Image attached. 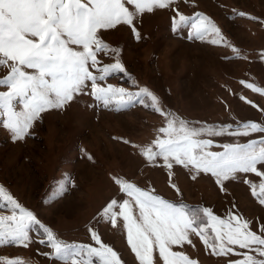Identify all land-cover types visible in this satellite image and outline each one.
Segmentation results:
<instances>
[{"label":"rangeland","instance_id":"rangeland-1","mask_svg":"<svg viewBox=\"0 0 264 264\" xmlns=\"http://www.w3.org/2000/svg\"><path fill=\"white\" fill-rule=\"evenodd\" d=\"M177 10L187 17L203 13L220 28L225 40L211 43L212 35L201 40L190 26L174 30ZM134 24L139 39L127 25L101 30L105 42L121 49L124 65L123 71L111 72L101 86L112 84L133 92L147 87L165 109L194 128L215 126L219 130L230 125L235 131L242 122L264 123V94L246 86L254 83L264 89V0H177L169 8L143 14ZM97 58L99 67L115 63L112 53H100ZM8 71L0 70V78ZM7 90L0 86V91ZM91 91L89 82L63 109L42 113L23 140L14 141L3 127L6 117H0V184L61 240L98 247L91 228L124 264H138L127 243L122 217H117L116 227L101 219L112 199H128L115 178L173 203L209 208L221 218L242 217L250 222V231L262 234L264 204L253 196L250 183L259 184L264 177L238 173L221 186L210 173L193 179L182 165L173 163L169 170L161 157L150 162L137 146L150 145L158 135L164 138L158 129L166 126L165 118L146 106L150 99L117 110L115 104L106 108ZM202 138L213 142L211 151H223L224 144L258 141L264 133L239 136L226 131ZM258 170L264 171V165H258ZM10 207L0 199V215H11ZM30 236L33 242L27 247L0 244V258L63 264L54 258L50 246L39 242L44 239L42 229L34 227ZM191 240V245L173 246V250L184 252L198 264H230L249 252L234 246V253L215 255L199 236L192 235ZM154 260L162 264L157 251ZM93 264H98V258H93Z\"/></svg>","mask_w":264,"mask_h":264},{"label":"snow or ice","instance_id":"snow-or-ice-1","mask_svg":"<svg viewBox=\"0 0 264 264\" xmlns=\"http://www.w3.org/2000/svg\"><path fill=\"white\" fill-rule=\"evenodd\" d=\"M176 2L0 0V70H9L0 78V86L8 89L0 91V117H6L3 127L10 132L12 139L23 140L30 135V129L42 113L63 109L77 94L83 93L90 82L91 95L106 108L115 104L119 110L136 102L144 104L147 97L150 104L146 106L165 118L166 126L158 129L164 138L158 135L150 145L137 146L142 147L141 154L148 161L161 157L169 170L173 163L182 165L189 169L193 179L201 173H210L221 186L224 181L236 179L238 173H255L264 177V171L258 170V165H264V139L224 144L223 151H211L213 142L202 138L206 134L222 135L226 131L239 136L264 133V123L242 122L235 131H231L230 125L219 130L215 126L194 128L190 122L165 109L160 98L147 87L133 92L112 84L101 86L100 82L105 81L111 72L124 70L119 56L121 49L105 42L101 30L127 25L139 39L134 21L145 13L169 8ZM177 15L178 19L174 17L173 20L174 30L190 26L196 38L203 40L212 35L214 38L210 42L214 44L225 40L220 28L203 13L187 17L177 10ZM233 50L239 53L238 49ZM100 53L115 54V63L99 67L97 57ZM93 68L97 70L96 74L90 70ZM246 86L264 94V89L254 83ZM18 105L21 106L19 110ZM115 182L128 199L122 202L112 199L103 209L101 219L116 227L117 217H122L127 243L138 264H156L154 251L158 252L162 264H198L184 252L173 250V246L191 245L192 235L199 236L215 255L234 253V246L249 250L242 254V259L230 264H264V229L260 235L250 231V222L246 219L232 214L221 218L209 208L173 203L127 180L115 178ZM172 187L176 188V185ZM250 187L253 196L264 204V179L259 184L250 183ZM0 199L11 206L9 211L12 213L0 215V244L11 242L27 247L33 242L31 231L38 227L44 236L39 242L50 246L54 258L63 264H93V258H98V264H124L113 247L103 243L91 228V237L98 247L70 244L23 207L3 184H0ZM0 264L26 262L21 258H0Z\"/></svg>","mask_w":264,"mask_h":264}]
</instances>
